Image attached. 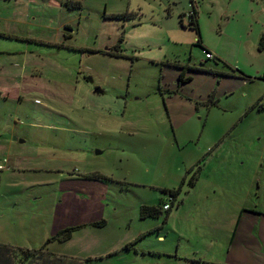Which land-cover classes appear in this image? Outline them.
I'll use <instances>...</instances> for the list:
<instances>
[{
	"label": "rangeland",
	"instance_id": "374dc122",
	"mask_svg": "<svg viewBox=\"0 0 264 264\" xmlns=\"http://www.w3.org/2000/svg\"><path fill=\"white\" fill-rule=\"evenodd\" d=\"M71 1L40 0L30 12L41 17V38L58 35L61 45L31 42L38 68L29 66L23 76L12 73L25 68L6 69L8 91L19 96L0 104V157L17 149L33 153L43 170L14 178L0 171V261L7 255L8 264H20V249H30L38 252L24 264H36V257L37 264H189L160 253L174 250L172 241L186 230L182 255L221 264V243L208 248L209 231L220 223L238 227L233 248L244 242L261 251L264 100L245 94L252 85L259 94L264 83L252 84L233 68L227 75L202 49L217 44L218 28H225L220 14L231 0H201V31L189 17L182 21L181 12L196 11L194 0H79L82 7ZM240 16L244 29L249 22ZM65 21L72 31L57 33ZM11 41L0 38V50ZM117 46L123 57L104 53ZM10 59L0 55V64ZM178 72L193 80L179 84ZM95 85L103 92L93 93ZM205 156L212 158L204 164ZM193 175L200 185L189 194ZM179 187L169 215L173 231H150L165 214L142 219L141 206L170 203L165 189ZM198 199L200 210L187 213ZM192 214L200 223L175 225ZM70 227H80L71 239L47 244ZM160 231L169 233L164 243L156 239ZM244 250L235 256L249 259ZM259 254L256 263L264 264Z\"/></svg>",
	"mask_w": 264,
	"mask_h": 264
},
{
	"label": "crops",
	"instance_id": "0c3cea01",
	"mask_svg": "<svg viewBox=\"0 0 264 264\" xmlns=\"http://www.w3.org/2000/svg\"><path fill=\"white\" fill-rule=\"evenodd\" d=\"M72 2L73 1H71L70 3ZM39 3L40 0H0V10L3 11V15L0 14V38L12 40L10 43V47L8 46L7 49L0 50V55L1 56L10 55L11 57H14L13 61L10 59V63L0 64V97L2 98V100H0V104L2 105L4 102H7V97L19 96V92L16 93L13 90L8 91V85L10 84L8 80H5V78L7 74H9L10 72H7L6 69L25 68V70H23L20 73L14 72L15 70L12 73L23 76V72L26 73V70H29L28 69L29 66H33L32 68L33 71L34 69L38 68L37 66L38 63L36 62V59L38 58L36 56H39V54L36 53L38 49L37 47L34 48L35 45L32 46L34 43L31 44V42H35L38 44L46 42L50 46L61 45V40L59 39L58 35L52 38L48 36V39L41 38L40 35V28L42 26L41 17L37 19L36 16H32V17L30 16V12H32L35 9L34 8L35 6H39ZM194 3L196 4V12H197L196 13L197 26L195 28L201 31L200 13H198V9H200L199 4L201 6V0L198 1L194 0ZM61 4L62 3L59 2V5ZM214 5H215L214 3H211V6L214 7ZM57 6H58L57 1H55L53 7L58 8ZM81 7H82V2H81ZM246 9H248L247 14H245ZM223 12L224 14L221 13L220 16L223 18L225 22L224 23L225 28L224 29L223 27L218 28L217 44L209 45V46L203 45L202 47L203 51L204 48L207 51H211L215 56L214 58L217 60L216 61L217 63H215V65L218 66L222 64V66H225L229 69V72H226L228 73L227 75H230V72L232 71L231 68H233L235 70L236 69L240 70L242 73L250 77L247 80H250L249 82H252V84H254V82L256 81H261L264 83V50H260L259 48L260 40L264 35V0H231L227 8L226 9L225 7L223 8ZM181 13L183 14L182 15L183 17L182 21H183L186 12L184 10ZM239 14L241 15L240 17H243L244 15L247 16L246 18L248 19L249 24L247 22L241 21L243 24L247 23L246 25H244L245 30L242 27L241 29L239 28V22H237V20H239L238 19ZM228 27L230 29L235 28L234 30L231 31V34H229L228 32ZM68 28L72 29L71 22L65 21L58 23L55 26L54 30L57 33H61L62 31L71 32L72 30L69 31ZM236 34H239V36L234 37V35ZM179 75L180 73L178 74V77ZM185 76H187V74ZM7 77L9 78V75ZM188 77H190V79L187 82L193 80V76L189 75ZM252 86L249 88V90H246L245 95L246 96L248 95L249 97H254L253 101L255 100L259 101V99L264 100L263 98L264 89L259 94H257L256 92H258V90L256 91V89H254ZM19 90L21 89L18 88V91ZM255 104H257V102H255L254 105ZM171 127L174 129L173 132L176 134L175 125L172 124ZM219 142H217V144ZM5 150H7L6 147ZM211 158L212 156H209L208 158L205 156L202 162L205 164L208 161H210ZM35 159L39 160L40 158H37V156H35V154L33 153H30V155H25L24 153L19 152L18 149L16 152H11L9 150L8 153H5V155L0 157V160L6 166L4 170L12 172L11 177L13 178L26 171L39 172L43 170L42 168L39 167V164H37V166H34ZM197 168L202 169L201 162L200 165L197 166ZM199 185H200V177L196 185L193 188H190L188 193L190 194L193 190H197ZM18 192H23V191H18ZM198 202L199 199L195 201L193 204L189 205L187 207V213L190 214V211L192 209L195 211L200 210V206H198L199 205ZM143 205L152 206L148 204H143ZM182 205H184L183 202ZM181 206L179 208H181L182 211L183 209ZM242 216H243V210L241 212L240 218H242ZM159 217H147V218L158 219ZM142 219H146V218H142ZM183 222L184 223L180 222L175 225L189 227V224L194 225L196 223H200L199 220L193 218V214L191 216V219ZM219 223L220 222H218V224ZM220 225L221 227L215 228L213 231L212 229H210V231L208 230L209 231L208 238L210 241L208 248L212 244L221 243L223 248V250L221 248L219 251L220 258L222 261L221 264H247L250 261V258L251 261L249 264H258L256 263V261L257 262L260 261L259 253H262V251H264V246H261L262 247V249H260L261 251L255 252L249 248L250 243L237 242V245L233 248V244H235V241H238V232H237L238 227L236 228V225L232 227V225L229 224L228 227L224 228V226L221 223ZM209 227L211 228V225H209ZM165 228H170L172 231L174 229V227L170 225V217L157 222L153 228H150V231H153L154 229H165ZM157 233L158 235L156 239L158 242L161 243H164L166 241V238H168L169 236L168 232H167V236L163 235L161 231ZM176 237H177L176 238L177 242L172 241V243H174L173 247H175L174 250L160 251L163 257L165 256L167 258H172L173 256H175L179 260L181 259L183 260V262H188L189 264H208L206 261H202L201 257L197 258L196 256H191V255L186 257L185 255H182L183 253H181L180 250L181 241L182 240L190 241V237L186 233V230L180 231ZM242 249H245L244 250L245 253L250 257L249 259H246V257L239 258L235 256L234 253L236 251H241ZM153 251L156 252V250L154 249ZM197 253L199 254L200 251L196 250L194 252V255H196ZM229 255H231V258L228 257ZM252 257L254 258V260ZM38 258L35 259L36 264Z\"/></svg>",
	"mask_w": 264,
	"mask_h": 264
},
{
	"label": "trees",
	"instance_id": "16d2710c",
	"mask_svg": "<svg viewBox=\"0 0 264 264\" xmlns=\"http://www.w3.org/2000/svg\"><path fill=\"white\" fill-rule=\"evenodd\" d=\"M71 4H73L75 6H81V2L80 1H73ZM193 19H194V27H196L197 26V14L195 15V17ZM116 48H118L116 53H114V52H104V53H110V54L115 55L117 57H123V53L119 52L120 51L119 46H117ZM259 48H260V50H264V35L262 36V38L260 40ZM204 51H207V50H205V48H204ZM208 60H210V59H208ZM212 60H214V62L217 63L216 62L217 60L215 58H213ZM195 70H199V69L198 68H195ZM189 79H190V77H185L181 73L180 76H179V80L178 81H179V84H183V83L187 82ZM98 175L101 178H106V176H104L102 174H98ZM198 180H199V175L198 176L197 175H195V176L193 175L189 179V182L187 184L189 185L190 188H193L196 185V183L198 182ZM171 192L174 195V197H177L180 194V192H181V187H179L177 190H172ZM170 200H171L170 203H167L166 201L161 202V205H163V206L166 205V204L169 205V208L167 210H165L166 211L165 212V218L166 219L169 217V215H170V213L172 211V208L173 207L170 208L171 207V204H174L175 203L174 200H172V199H170ZM179 205L180 204H178V206ZM161 215H162L161 208H159L158 206H147V205H142L141 206V217L142 218L159 217ZM238 222H239V220H238ZM95 224H97V225L99 224L100 226H103L105 224V221H102V222H99V223L97 222ZM77 229H79V227H70V228H67V229H65L63 231L64 232L63 233L64 235L62 237H59L56 234V235H54L53 237H51L48 240L47 244L49 242H51L52 240L67 241L68 239H71L72 238L73 232L76 231ZM59 234H61V233H58V235ZM20 250H22L25 259L30 258L32 255H35L38 252L36 250L35 251H31L30 249H27V250L20 249ZM9 258L10 257L6 255L5 256V259L4 260H1L2 263L0 262V264H8L9 263ZM24 258H23V260H24ZM36 258H38V257H36ZM0 259H1V255H0ZM22 261H20V264H24Z\"/></svg>",
	"mask_w": 264,
	"mask_h": 264
},
{
	"label": "flooded vegetation",
	"instance_id": "af4514ba",
	"mask_svg": "<svg viewBox=\"0 0 264 264\" xmlns=\"http://www.w3.org/2000/svg\"><path fill=\"white\" fill-rule=\"evenodd\" d=\"M194 12V13H193ZM195 15H196V11H195V9H191V13L190 14H186L185 16H187V17H189L190 19H189V22H190V24L191 25H193L194 26V17H195ZM182 74L185 76L186 74L184 73V72H182ZM186 77V76H185ZM91 79V78H90ZM179 79V78H178ZM91 81V80H90ZM92 83H93V80H92ZM98 87H96V85L95 86H92V91L94 92L96 89H97ZM95 93V92H94ZM166 109H167V107H166ZM182 185L184 184V181H182V183H181ZM172 190H177L176 188H174V189H165V191L164 192H166L167 194H171L172 195V200H174V202H176V200H177V198H178V196L177 197H174V195L172 194ZM161 202H163V200L161 201ZM161 202L159 203V205H152V206H158L159 208H161V212H162V215H164L165 214V210H167V209H164V206L163 205H161ZM173 205L174 204H171V207L170 208H172L173 207Z\"/></svg>",
	"mask_w": 264,
	"mask_h": 264
},
{
	"label": "built area",
	"instance_id": "2783aa9c",
	"mask_svg": "<svg viewBox=\"0 0 264 264\" xmlns=\"http://www.w3.org/2000/svg\"><path fill=\"white\" fill-rule=\"evenodd\" d=\"M204 53H205V57L208 59H213L215 57L211 51H204ZM5 168H6L5 164L2 161H0V171L4 170ZM168 208H169L168 204L164 205V209H168Z\"/></svg>",
	"mask_w": 264,
	"mask_h": 264
},
{
	"label": "water",
	"instance_id": "95a60500",
	"mask_svg": "<svg viewBox=\"0 0 264 264\" xmlns=\"http://www.w3.org/2000/svg\"><path fill=\"white\" fill-rule=\"evenodd\" d=\"M90 80L92 81V79H90ZM94 92L95 93H102L103 90L100 87H98Z\"/></svg>",
	"mask_w": 264,
	"mask_h": 264
}]
</instances>
